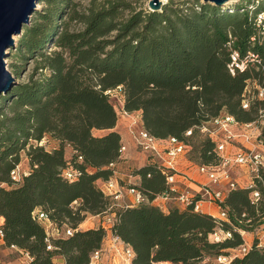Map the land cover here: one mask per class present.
<instances>
[{
  "label": "trees",
  "instance_id": "trees-1",
  "mask_svg": "<svg viewBox=\"0 0 264 264\" xmlns=\"http://www.w3.org/2000/svg\"><path fill=\"white\" fill-rule=\"evenodd\" d=\"M43 1L51 8L37 12L38 22L25 26L16 57L33 60L36 73L49 74L16 85L12 97L5 98L6 107L0 108V183L8 186L0 187V215L6 245L23 250L30 264H55L58 258L65 264H92L108 233L101 224L88 230L80 225L89 215L112 213V233L133 248L132 264H205L242 246L246 240L239 230L255 239L248 254L232 264H264V246L258 247L257 237L264 232V192L254 205L250 190H232L223 204L228 221L218 225L212 215L197 213L193 206L164 211L147 204L110 211L113 202L100 184L112 177L110 165L120 162L123 145L114 130L119 114L108 91L122 87L125 111L141 112L142 127L153 136L194 144L190 159L196 164L216 163L214 144L205 139L196 146L197 136L186 139L187 131L224 113L244 124L258 120L264 111L257 89L264 88V29L256 21L264 13V0H240L230 7L198 0L185 10L170 2L159 12L133 10L127 18L123 14L129 7L122 0H95L82 14L62 12L59 0ZM71 21L84 28L70 31ZM48 44L59 51L46 54ZM234 52L242 59L249 53L258 58L232 76ZM250 83L257 93L245 110L242 101ZM47 137L59 147L47 151L40 146ZM261 142L264 146V127ZM67 147L74 151L69 159ZM23 152L30 171L15 184L11 172ZM69 167L81 172L73 182L63 177ZM133 173L141 177L139 188L150 201L168 191L155 164ZM39 212L59 230L67 225L77 231L53 238L49 250ZM218 227L232 237L215 243Z\"/></svg>",
  "mask_w": 264,
  "mask_h": 264
},
{
  "label": "built area",
  "instance_id": "built-area-1",
  "mask_svg": "<svg viewBox=\"0 0 264 264\" xmlns=\"http://www.w3.org/2000/svg\"><path fill=\"white\" fill-rule=\"evenodd\" d=\"M232 4L233 3L227 7H230ZM256 22L259 27L264 29V13L258 15ZM257 58V56L249 53L242 59L237 52H234L232 55V63L229 65L231 75L236 76L238 72H245L250 63H254ZM257 89L258 98L264 99V88L257 87ZM107 94L118 104L119 120L122 118L132 120L131 134L137 147L140 151L147 154L149 163L155 164L158 170L164 175L168 187L167 192L157 196L154 201H150L139 188L141 186V177L134 174L132 170L128 173H123L118 167L119 164L124 161V157L128 153L127 146L123 144L119 150L120 162L110 165V168L113 169L112 177L109 180L100 182L104 190L106 191L107 189L106 192L113 202L110 211L115 207L122 209L135 208L162 201L164 203H178L184 209L193 206L195 212L199 213L202 212L204 204H210L217 209L219 215L214 216L211 213L209 214L212 215L218 225H220L221 222L228 221V214L223 209V204L229 193L241 187L238 182L232 178V170L241 167L247 169L252 178L251 183L243 188L251 191L252 204H259L262 198V192H264V146L261 142L264 127V111L260 112V117L253 123H240L234 116L224 113L187 131L185 134L186 139L192 138L193 136L209 139L214 144L213 152L217 161L213 165L196 164L199 174L207 178V184H200L198 191L190 188L180 190L177 181L178 176H182L187 181H193L187 174H181L178 168L179 161L187 155H190L193 150L191 142L180 140L175 137L159 139L153 136L142 127V116L138 118L135 116L137 112L129 113L125 111L122 87H118L113 91H108ZM246 94L242 101V107L248 110L250 98ZM138 123H140L141 129L136 130L135 128ZM43 142L44 141L39 145L42 146ZM25 175L26 172L22 171L20 164L11 172V180L13 183L19 184ZM80 176L81 172L73 167H69L63 172V177L70 182L77 180ZM212 186L222 188L214 189ZM261 189L263 191H261ZM159 207L164 211L168 210L166 205H160ZM97 217H102L101 219H103V221L102 223L100 222L101 225L106 229L107 233L110 232L112 246L118 249L117 251L122 257V264H132L135 258L133 248L112 233L115 215L112 213H105ZM3 220L4 217L0 215V241L4 240ZM37 220L46 228V240L49 245V250H52L53 238L70 237L77 231L67 225L64 226L63 231L59 230L45 212H39ZM226 233L228 238L232 237L230 232ZM240 233L243 237L246 235L245 231H240ZM107 236L109 235L107 234ZM257 237L258 247L261 248L264 246V232L262 237ZM216 241L219 242L220 240L216 239ZM12 247L16 248L15 246ZM251 248L252 245L245 242L242 246L233 250L230 255H221L215 258V260L219 264H232L234 260L246 256ZM103 252L102 249L93 254L92 264H98L102 258ZM27 256L32 260L28 254ZM123 257L126 258L125 261Z\"/></svg>",
  "mask_w": 264,
  "mask_h": 264
},
{
  "label": "rangeland",
  "instance_id": "rangeland-1",
  "mask_svg": "<svg viewBox=\"0 0 264 264\" xmlns=\"http://www.w3.org/2000/svg\"><path fill=\"white\" fill-rule=\"evenodd\" d=\"M95 0H68L69 5H64L62 4L64 1L63 0H59V8L61 9L62 12H70V10L75 9L76 12H79L80 14L82 13H86L87 9L89 8V6H91L92 2ZM107 0H96V4H103V2H105ZM129 8H126V10L124 11L123 16L125 18H127L130 14L131 11L135 10L136 12H145V11H151L149 4L152 0H122ZM164 5H167L170 2H174L175 5H177V7L179 6L180 9H187V8H191L193 6H196V3L198 0H161ZM239 0H237L234 3H237ZM204 4L203 0H199V4ZM163 5V6H164ZM235 5V4H234ZM226 6V5H225ZM51 5H49L48 3H45L43 0H40L39 4L37 5V11L32 15L31 17V24L37 23L38 22V14L37 12L40 13H44L47 12L48 10H50ZM68 20V19H65ZM57 25H62L61 22H57ZM84 28L83 24H81L78 21H71L70 25H69V30L76 32V31H80ZM61 30V29H60ZM19 40L20 37H16V41H15V46L11 49L7 50L8 53V57L5 59V63H6V68L7 70L12 74V77H14V79L16 80V84H23V83H28L30 81V78L33 76V78L35 80H39L42 79L44 76H47L49 74L48 71L46 70H40L38 71V73H36V63L33 60L28 59L27 61L24 62H20L19 59L16 57L18 51V47H19ZM44 51L46 52V54H50L54 51H59L57 48H55V46L53 44H48L46 45ZM17 72V74H16ZM247 96L249 98L252 97H256V93H257V89L253 84H249L247 87ZM12 96L11 94H8L7 96L2 95L0 98V108H3L4 106L6 107V101L5 98L10 99ZM116 107L117 110L119 112V108H118V104L116 103ZM141 129V125L140 123H138L136 130ZM97 133V132H96ZM99 134L104 135V132H100ZM99 136V135H98ZM48 138V137H47ZM45 139L43 142V147L47 150V151H52V142L49 139ZM205 140V137H199L197 136L195 139H193V142H195L196 146H199V144ZM32 145H38L37 143L31 142ZM192 146H194V144H192ZM140 154L142 156H144L146 158V160L148 159V156L146 153H143L142 151H140ZM194 163H196L194 161ZM21 169L24 172H27L26 170L29 168L28 167V161H27V155L26 152H23L21 155ZM123 173H128V169L126 168H122L120 169ZM232 178L234 180H236L239 184V186L241 187H245L246 185L250 184L252 181V178L248 172L247 169L241 167V168H237L236 170H232ZM207 179V178H206ZM0 187H5L8 188L7 185H4L3 183H0ZM12 187H16V186H12ZM214 189L217 188H222V187H218V186H212ZM225 189V188H223ZM107 191V189H106ZM264 205V203H262ZM211 214H213L214 216H218L219 212L217 211V209L214 210V212H212ZM91 217V215H89L87 217V219ZM97 219L101 220V223L103 221V219H101L102 217H97L95 216ZM96 220V219H95ZM95 220H93L95 227H98L100 224L96 223ZM256 226H254L255 228ZM254 228L252 230H254ZM234 230H238V228L234 227ZM239 231H243V230H239ZM109 237H111L110 232H108ZM263 232L262 233H258L257 236L262 237ZM254 234H248L246 233V235H244V238L246 241L253 242L255 237ZM227 233L224 230V227H218L216 232L214 233V242L215 243H219V242H223L225 239H227ZM216 239H219L220 241H216ZM231 252V251H230ZM123 260L125 261L126 258L123 257ZM132 260V259H131ZM130 260V261H131ZM56 264V263H55ZM204 264V263H203ZM205 264H219L215 258H209L207 259V261L205 262Z\"/></svg>",
  "mask_w": 264,
  "mask_h": 264
},
{
  "label": "crops",
  "instance_id": "crops-1",
  "mask_svg": "<svg viewBox=\"0 0 264 264\" xmlns=\"http://www.w3.org/2000/svg\"><path fill=\"white\" fill-rule=\"evenodd\" d=\"M136 117H141V112H137L135 114ZM131 127H132V120L131 119H120L118 121V124L115 131L119 132L122 137V142L124 145L128 148V153L124 157V161L119 164V169L126 168L128 171H133L140 169L147 165L149 163L148 159L140 154V149L137 147V144L131 134ZM136 129V128H135ZM97 132V133H96ZM95 135H101L99 134L100 131H95ZM51 140L52 142V150L59 147V142L56 140H53L51 138H47ZM74 154V151L71 147L66 148V156L67 158H71ZM28 161V169L26 171H30V164ZM178 168L181 174H187L190 176L193 181H187L182 176H178L177 181L180 190H183L184 188H190L192 190L198 191L200 184H207L208 180L205 176H202L199 174L197 170L196 163L190 159V155H187L185 158H182L178 163ZM153 205L160 206V205H166V207H179L181 209H184L180 206V204L175 202H169L164 203L162 201L155 202ZM216 208L211 206L210 204H204L202 208V212L204 213H212L214 212ZM96 219V220H95ZM95 220L96 223L101 224V220L97 219L95 216H91L88 219H86L85 222H83L80 225V230H88L95 227V224L93 222ZM4 222V220H3ZM249 245H252L253 242L246 241ZM120 249V248H119ZM117 248H114L112 246V242L109 236L106 237L104 246H103V255L101 260L98 262V264H122V257L119 255ZM31 260L28 258L27 254L19 249L18 247H8L5 243V241H0V264H30ZM56 264H65V260L63 258H58L55 260Z\"/></svg>",
  "mask_w": 264,
  "mask_h": 264
},
{
  "label": "water",
  "instance_id": "water-1",
  "mask_svg": "<svg viewBox=\"0 0 264 264\" xmlns=\"http://www.w3.org/2000/svg\"><path fill=\"white\" fill-rule=\"evenodd\" d=\"M237 0H203L205 4L227 7ZM40 0H0V98L7 96L17 85L12 74L7 70L5 59L7 50L15 46L16 37H21L25 26L31 24V17L37 11ZM161 0H152L151 12L162 10ZM226 5V6H225Z\"/></svg>",
  "mask_w": 264,
  "mask_h": 264
}]
</instances>
